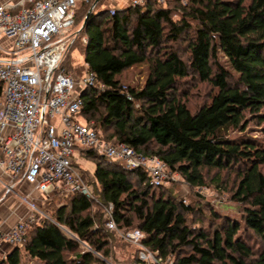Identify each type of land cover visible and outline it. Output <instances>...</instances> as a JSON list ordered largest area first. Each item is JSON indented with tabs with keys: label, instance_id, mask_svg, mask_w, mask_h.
<instances>
[{
	"label": "trees",
	"instance_id": "trees-1",
	"mask_svg": "<svg viewBox=\"0 0 264 264\" xmlns=\"http://www.w3.org/2000/svg\"><path fill=\"white\" fill-rule=\"evenodd\" d=\"M82 33L85 66L105 86L82 93L83 119L95 121L106 140L158 157L193 188L207 186L205 172H217L212 182L219 188L223 173L236 172L232 200L243 206L241 221L213 210L212 225H192L200 208L152 186L145 170L87 151L84 157L97 162L93 177L85 174L95 198L59 196L64 201L0 264H23V255L40 264H114L118 235L105 226L108 207L119 230L143 232L144 245L164 262L264 264V142L232 137L246 130L248 116L264 123V0H187L185 6L154 0L144 8L93 9ZM144 64L145 85L125 87L122 75ZM84 67L72 72L81 75ZM190 80L215 90L195 112L179 88ZM3 91L0 83V98Z\"/></svg>",
	"mask_w": 264,
	"mask_h": 264
},
{
	"label": "built area",
	"instance_id": "built-area-1",
	"mask_svg": "<svg viewBox=\"0 0 264 264\" xmlns=\"http://www.w3.org/2000/svg\"><path fill=\"white\" fill-rule=\"evenodd\" d=\"M82 1L0 0V83L4 87L0 98V185L3 191L25 200L33 212L3 234L13 247L26 243L29 229L39 224L40 217L49 218L36 205L35 192L46 203L52 196L95 198L75 159L76 150L82 156L94 151L127 169H143L156 188L168 187L175 179V173L158 157L140 154L116 139L106 140L95 121L83 119L82 93L105 86L87 66L81 75L61 67L74 42L67 31L74 27ZM151 1L131 0V6L144 8ZM156 1L167 4V0ZM83 42L87 43L86 37ZM22 185L31 186L32 191L21 195L17 187ZM106 210L107 229L136 245L135 264H173L144 245L145 234L140 230H119L112 207Z\"/></svg>",
	"mask_w": 264,
	"mask_h": 264
},
{
	"label": "rangeland",
	"instance_id": "rangeland-1",
	"mask_svg": "<svg viewBox=\"0 0 264 264\" xmlns=\"http://www.w3.org/2000/svg\"><path fill=\"white\" fill-rule=\"evenodd\" d=\"M171 1H175V0H171ZM179 1L183 6L187 4V0H179ZM130 5H131V0H85V3L80 5L81 9L78 12L76 24L74 27L70 28L67 31L68 38L69 37L76 38L75 39L76 43L74 47H72V49L67 54L68 56L67 69H69V71L72 72L74 71L75 68H82L85 66L84 52L81 45V37L83 36L82 29L84 27V23L87 15L90 12L92 13L93 9L94 11L100 9L115 10L116 8L124 9ZM175 19L178 18L175 17ZM185 44L186 42H183V44L180 45V49L182 51H184L185 49L186 46ZM220 61L222 62L223 65L227 67V63L225 62V59L222 56L220 57ZM148 73H149L148 64L134 67L129 71H126L122 75L121 77L122 83L125 87H133L136 89H141L145 85L146 79L148 77ZM179 88L183 101L187 103V105L193 112L197 111L203 104L209 103L211 97L214 95L215 92V90L211 85L193 80L183 82L179 86ZM247 118H248V122H247L246 130L244 132L236 131L232 133V137L246 136L249 138H254L260 142H264V123L260 124L258 120L253 119L250 116H248ZM76 152L77 153L75 154V159L77 161V164L81 167V169L84 171L86 175L88 173V175L93 177L96 171L97 162L95 160L88 159L87 157L82 156L79 150H76ZM205 173L207 178V186L203 188H193L189 186L180 177L179 174L175 173L173 176L175 179L173 180L171 185L165 187V189L167 190V192L171 194V196L177 197L178 200H183L184 203L190 204L194 208H200L199 215L194 216L193 221L191 220L192 225L194 223L196 224V226H199L200 225L199 221L204 220L205 222L204 227L209 226L208 224L211 223L210 218L212 216L211 211L213 210L221 218L229 217L233 220L241 221L243 206L232 200L233 192L238 184V176L236 172L228 171L221 175V178L223 179V185L221 186V188L217 187L212 182V179L217 174L216 171L205 172ZM85 183L88 185V187L91 190L94 191L93 185L87 183V180L85 181ZM19 187L20 186H18L17 189H19ZM24 191L31 192L32 190L29 188V190L25 189ZM38 195L42 196L41 193H38ZM154 196L159 197L158 191L155 192ZM1 198L3 201L11 198L15 199L19 205H24L28 209H30L29 205L25 202V200L21 199L20 197L19 198L16 197V195L13 193L8 194L6 191H3ZM62 199L63 198L59 196H52L49 202L46 203L43 202V198L39 197L36 199L35 203L37 206L40 205L41 207H43L44 212L49 216L51 212H54V210L64 201ZM0 209H1V205H0ZM94 211L96 213H99L100 211L103 213V211L97 207H95ZM104 211L106 217L107 210L105 209ZM7 214L4 208H2L0 211V216L3 217L0 223V229L2 228L1 226L4 224V219L7 217ZM217 223L220 222L217 221ZM0 238L4 240L3 234L1 235ZM127 244L128 243L125 240H122L118 236L117 244L113 248L114 264H135L132 260V256L135 257L137 255L136 245H134L133 243L128 245ZM256 244H258L257 241ZM23 256H24L23 264H40L39 262L31 261L25 255Z\"/></svg>",
	"mask_w": 264,
	"mask_h": 264
},
{
	"label": "crops",
	"instance_id": "crops-1",
	"mask_svg": "<svg viewBox=\"0 0 264 264\" xmlns=\"http://www.w3.org/2000/svg\"><path fill=\"white\" fill-rule=\"evenodd\" d=\"M29 188L32 190L31 186L22 185L19 187L18 192L21 195L29 193L28 191L27 192L24 191L25 189L29 190ZM2 194H3V189H2V186L0 185L1 209L4 208L6 214L8 213L7 217L4 219V224L1 226L2 228L0 229V237L2 234H6V233L10 232V230L14 226H16L20 221L28 218L30 215L33 214V212L30 209H28L26 206L19 205L15 199L11 198V199L3 201L1 198ZM7 197H9V196H7ZM16 197H18V196H16ZM34 197L37 199L40 196L38 195L37 192H35ZM1 209H0V211H1ZM1 215H2V213H1ZM2 217L3 216H0V223L2 221ZM14 248L15 247L11 246L5 240H2L0 238V257L1 258L7 257L14 250ZM34 262H37V261H34Z\"/></svg>",
	"mask_w": 264,
	"mask_h": 264
},
{
	"label": "water",
	"instance_id": "water-1",
	"mask_svg": "<svg viewBox=\"0 0 264 264\" xmlns=\"http://www.w3.org/2000/svg\"><path fill=\"white\" fill-rule=\"evenodd\" d=\"M91 12L87 15L86 19H85V23L86 21L89 19V16H90Z\"/></svg>",
	"mask_w": 264,
	"mask_h": 264
}]
</instances>
